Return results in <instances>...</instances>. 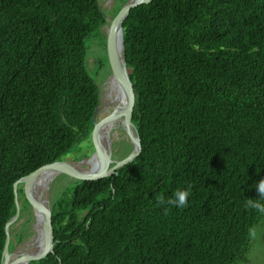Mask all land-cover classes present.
<instances>
[{
  "label": "trees",
  "instance_id": "trees-1",
  "mask_svg": "<svg viewBox=\"0 0 264 264\" xmlns=\"http://www.w3.org/2000/svg\"><path fill=\"white\" fill-rule=\"evenodd\" d=\"M127 1L108 16L101 0H0V264L14 183L93 148L98 74L110 69L104 27ZM123 32L142 152L99 180L61 174L67 182L50 203L54 252L28 264L246 261L264 216L249 203L264 206V0H151L130 10ZM95 40L104 51L94 70ZM116 143L125 148L116 160L133 149ZM189 187L185 207L167 203ZM18 192L10 251L33 234Z\"/></svg>",
  "mask_w": 264,
  "mask_h": 264
},
{
  "label": "water",
  "instance_id": "water-1",
  "mask_svg": "<svg viewBox=\"0 0 264 264\" xmlns=\"http://www.w3.org/2000/svg\"><path fill=\"white\" fill-rule=\"evenodd\" d=\"M150 1L151 0H128L124 4V6L119 10V12L112 18L106 31V49H107V56L109 60L110 69L112 71V74H115L122 83L128 98V103L124 112L120 114H110L100 119H97V115L100 110V105L96 108L94 112V127L91 132V141L94 148L93 154H96L102 160V166L99 167L98 170H96V172L86 173L79 170V168L71 166L65 160H59L44 164L39 168H37L36 170L29 173L28 175L19 178L14 183L17 212L6 224L7 239L4 247L2 264L14 263V260L11 258L14 251L9 250V244L11 240V235H10L11 226L12 224L16 223V221L20 216V211H21L20 210L21 204H20L19 192H18V188L20 185H23L22 188L24 192V197L31 206V208L33 209V211L35 212V214H37L38 210H43L44 212L43 248L35 254L21 255L19 258L20 261L24 262L25 264H28L32 261H37L44 258L50 252H54V230L52 223V215H53L52 208L49 204H44L37 201L30 194L31 187L34 185L36 179L43 170L47 168H54L57 171V174L58 173L65 174L71 178L81 181H93V180H99L103 177L116 173L119 167L132 161L141 154L142 152L141 139L136 133H134V131L132 132V127H133L132 117L136 107V94L132 79L129 75V70L127 68L126 61L123 55H121L120 50L118 49V40L121 42L123 48L124 47L123 21L128 16L130 10L143 3H149ZM122 58H123V63L121 65ZM110 119L124 121L123 129L127 137L129 138L131 144L133 145L132 151L126 157L119 160L113 158L112 146L109 152H105L100 148L97 140L98 129L104 122Z\"/></svg>",
  "mask_w": 264,
  "mask_h": 264
},
{
  "label": "rangeland",
  "instance_id": "rangeland-1",
  "mask_svg": "<svg viewBox=\"0 0 264 264\" xmlns=\"http://www.w3.org/2000/svg\"><path fill=\"white\" fill-rule=\"evenodd\" d=\"M115 1L116 0H101V6L105 10L108 16H111L110 12L115 5ZM109 24L110 22L106 24V26L104 27L105 32L107 31ZM103 51L104 50L101 46V43L95 40L90 47V53H89V63L92 69L94 70L96 69L98 56H100V54H102ZM109 72H110V69L105 68L99 71V74H98L99 83L101 85V105H100V110L97 115V119H100L106 115L107 110L105 109L112 108L111 105L107 104V101L105 100V81L109 77V75L112 74V72L110 73ZM115 93L118 94L117 91H114L113 95H116ZM117 128L118 127L116 125L109 123V126L106 130L105 137L104 138L101 137L102 143L105 146H108L110 143H112V139L110 138V136L114 134L113 135L114 141L112 143V151H116V154L122 153L125 151V148L121 144L116 143V142H121V140H125V139L129 140L124 129L121 127L118 129ZM76 151L77 150H74V153L68 155L67 158L64 160L67 161V163L73 167L80 168V169H88L89 165L85 162V160L88 159L93 154L94 148L84 147L80 152L76 153ZM80 153L82 154L85 153L87 154V156L78 157ZM66 178L67 177H63L61 176V174L58 173L53 179V181L51 182L49 188L43 194L42 197L49 205L51 203L52 197H55L58 193V190L63 186L64 183L67 182ZM20 186L23 187V185H20ZM26 217H28V214L25 213L22 220L15 226L16 229L20 228L21 223L26 220ZM31 217H32V222L30 223V226H31V230L33 234L23 244L17 245L13 254H18L19 251L24 247V244L26 242L31 241L36 233L35 224L37 223V217L33 209L31 213ZM252 243H253V246L251 247V250L247 255L248 256L247 260L241 261L239 262V264H264V216L262 218L261 223L258 224L252 232Z\"/></svg>",
  "mask_w": 264,
  "mask_h": 264
},
{
  "label": "bare ground",
  "instance_id": "bare-ground-1",
  "mask_svg": "<svg viewBox=\"0 0 264 264\" xmlns=\"http://www.w3.org/2000/svg\"><path fill=\"white\" fill-rule=\"evenodd\" d=\"M118 49L120 50L121 55H122L123 48H122V44L119 40H118ZM122 63H123V58L121 59V65H122ZM119 82H120V80L115 74H110L109 77L105 81V100L107 101V104H110L112 107L111 109H105V110H107L106 115L120 114V113H123L124 110L126 109V106L128 103V98H127V95H126V92L123 88L122 83H121V92L120 93L118 92V83ZM114 91H117L118 94L115 93L116 95H113ZM106 122L112 123V124L116 125L118 128H120V127L123 128V126H124L123 120L110 119ZM102 125L100 126V128L98 129V132H97L98 144L103 151L109 152L110 148L112 146V143L114 141V138H113L114 134H112V136H110V138L112 139V143H110L108 146H105L101 140ZM104 125H106V124H104ZM133 131H134V129L132 127V132ZM134 133H135V131H134ZM85 162L89 165V168L88 169H80L79 168V170L86 172V173L96 172V170H98V168L102 166V160L96 154H92L88 159L85 160ZM56 175H57V171L54 168H47V169L43 170L39 174L34 185L31 187V190H30L31 196L41 203L48 204L42 196L45 193V191L49 188L51 182L53 181V179L55 178ZM36 215H37V223L35 224L36 233H35L34 237L32 238V240L30 239L31 241L26 242L24 244V247L19 251L18 254L12 255L11 258L14 260L13 264H25L24 262L20 261V259H19L21 255L35 254V253L39 252L44 246L43 245V243H44V234H43L44 212H43V210H38Z\"/></svg>",
  "mask_w": 264,
  "mask_h": 264
},
{
  "label": "clouds",
  "instance_id": "clouds-1",
  "mask_svg": "<svg viewBox=\"0 0 264 264\" xmlns=\"http://www.w3.org/2000/svg\"><path fill=\"white\" fill-rule=\"evenodd\" d=\"M256 188L258 193L260 194L259 196L264 198V179H261L260 181L257 182ZM191 191L190 187L189 188H184V189H178L173 193L174 198H169L167 200L168 204L174 205L176 207H185L187 203V199L190 196ZM165 201L161 199L158 201V203L163 204ZM250 206L253 208H256L260 212L264 213V206H262L259 202H249Z\"/></svg>",
  "mask_w": 264,
  "mask_h": 264
},
{
  "label": "flooded vegetation",
  "instance_id": "flooded-vegetation-1",
  "mask_svg": "<svg viewBox=\"0 0 264 264\" xmlns=\"http://www.w3.org/2000/svg\"><path fill=\"white\" fill-rule=\"evenodd\" d=\"M114 152V151H113Z\"/></svg>",
  "mask_w": 264,
  "mask_h": 264
}]
</instances>
